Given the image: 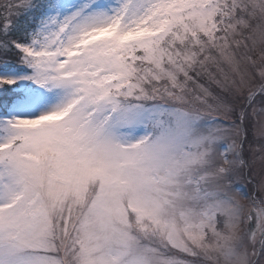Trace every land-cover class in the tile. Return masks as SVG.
<instances>
[{"label":"snow or ice","instance_id":"obj_1","mask_svg":"<svg viewBox=\"0 0 264 264\" xmlns=\"http://www.w3.org/2000/svg\"><path fill=\"white\" fill-rule=\"evenodd\" d=\"M0 264H264V0H0Z\"/></svg>","mask_w":264,"mask_h":264}]
</instances>
